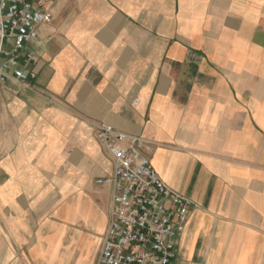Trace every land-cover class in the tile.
I'll return each mask as SVG.
<instances>
[{
  "label": "crops",
  "instance_id": "crops-1",
  "mask_svg": "<svg viewBox=\"0 0 264 264\" xmlns=\"http://www.w3.org/2000/svg\"><path fill=\"white\" fill-rule=\"evenodd\" d=\"M44 2L35 89L0 90V264H95L112 164L91 123L145 139L193 201L172 264H264V0Z\"/></svg>",
  "mask_w": 264,
  "mask_h": 264
},
{
  "label": "built area",
  "instance_id": "built-area-1",
  "mask_svg": "<svg viewBox=\"0 0 264 264\" xmlns=\"http://www.w3.org/2000/svg\"><path fill=\"white\" fill-rule=\"evenodd\" d=\"M50 19L44 0H0V84L13 85L14 95L35 89L38 57L31 45ZM91 126L112 164L108 176L96 179L109 189L110 205L95 264H172L193 201L160 178L145 139L105 123Z\"/></svg>",
  "mask_w": 264,
  "mask_h": 264
},
{
  "label": "rangeland",
  "instance_id": "rangeland-1",
  "mask_svg": "<svg viewBox=\"0 0 264 264\" xmlns=\"http://www.w3.org/2000/svg\"><path fill=\"white\" fill-rule=\"evenodd\" d=\"M6 85H3V84H0V90L3 89H7L5 87ZM14 121H17V116L14 117L13 119ZM0 132H3V131H0ZM2 143H0V157L1 156H4V149H5V146H4V141L1 140ZM15 148V147H14ZM14 151V150H13ZM98 177H95L93 179V184L96 185V186H99L101 187L100 185H97L96 184V179ZM1 180V178H0ZM28 180H31V183H37L38 185V188L40 189L38 195L36 197H34L35 200H38L40 202H49V201H53V202H57V193H58V187L53 183V179L50 178V177H41V178H29L27 177L26 179H24L25 182H27ZM104 187V186H102ZM110 195V194H109ZM109 205H110V202H109ZM107 224H108V219H107ZM107 227V225H106Z\"/></svg>",
  "mask_w": 264,
  "mask_h": 264
}]
</instances>
